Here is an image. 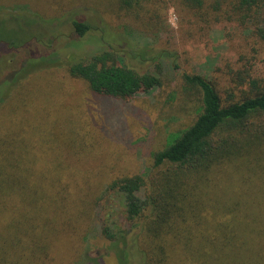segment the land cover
Wrapping results in <instances>:
<instances>
[{
	"label": "trees",
	"instance_id": "obj_1",
	"mask_svg": "<svg viewBox=\"0 0 264 264\" xmlns=\"http://www.w3.org/2000/svg\"><path fill=\"white\" fill-rule=\"evenodd\" d=\"M103 1L70 0L68 14L83 9L81 18L70 19L77 37L110 26L96 17L98 12H89L95 7L123 14L117 16L121 21L131 17L143 20L149 30L160 29L158 11L146 8L150 0ZM173 1L210 26L224 18L235 20L264 43V0ZM22 8L29 11L28 4ZM126 26L127 21L120 31ZM158 51L134 55L109 49L88 61L68 63L67 71L100 98L165 90L170 87L166 61L173 60L178 69L179 54L166 47ZM131 56L151 64L154 73L133 69ZM180 80L179 112L194 117L153 150L146 175H123L108 183L103 196L115 204L106 207L102 234L116 243L115 233L122 231L119 264H264V78L241 74L237 85L226 89L196 73L183 72ZM237 87H242L240 94ZM13 106L8 112L15 115ZM30 122L0 134V264H77L93 204L89 193L70 180H87L81 177L93 168L95 144L66 136L56 123V147L36 150ZM43 168L54 178L41 180Z\"/></svg>",
	"mask_w": 264,
	"mask_h": 264
},
{
	"label": "rangeland",
	"instance_id": "obj_2",
	"mask_svg": "<svg viewBox=\"0 0 264 264\" xmlns=\"http://www.w3.org/2000/svg\"><path fill=\"white\" fill-rule=\"evenodd\" d=\"M24 4H28L29 11L22 8ZM0 6V134L8 126L19 129L27 127L31 121L29 132L33 134L32 144L36 150L54 149L52 133L55 136L56 130L52 129L59 123L66 136H81L84 138L81 141L95 144L93 168H88L81 177L87 180H79V184L74 177L70 180L89 193L93 204L77 264H119L116 252L124 242L122 231L115 233L116 243L102 234L106 207L114 203L103 196V190L116 177L146 175L153 150L169 132L181 129L194 117L193 113L179 112L183 72L216 80L225 89L234 87L241 74L264 78V43L235 20L224 18L210 26L190 16L173 0H150L146 5L159 13L158 31L147 29L143 20L124 17L121 21L117 16L124 15L111 9L91 8L90 13L98 12L96 17L106 20L110 26L103 25L102 31L91 32L85 37H77L74 33L70 0H0ZM82 10L74 12L73 16L81 18ZM126 21L127 30L120 31L119 27ZM161 47L179 54L178 69L173 60L166 61L170 64L164 73L170 87L165 90L154 88L147 92L140 90L127 98L107 95L100 98L94 96L86 83L73 79L67 71L68 63L88 61L105 50L116 49L136 55L148 49L156 53ZM128 64L140 73H154L151 64L132 56ZM238 88L242 87H237V93ZM12 105L18 108L15 115L8 112ZM34 105L36 113L31 115L28 111ZM128 105L142 111H131ZM117 119L122 120L125 127L121 128L123 125L118 124ZM42 163L39 161L36 165ZM44 168L40 179L54 178ZM70 170L71 174L78 172ZM78 174L80 176V172ZM124 225L125 230L129 228Z\"/></svg>",
	"mask_w": 264,
	"mask_h": 264
}]
</instances>
